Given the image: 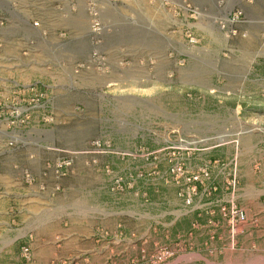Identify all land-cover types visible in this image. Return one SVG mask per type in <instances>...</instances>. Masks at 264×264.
Wrapping results in <instances>:
<instances>
[{"label":"rangeland","instance_id":"obj_1","mask_svg":"<svg viewBox=\"0 0 264 264\" xmlns=\"http://www.w3.org/2000/svg\"><path fill=\"white\" fill-rule=\"evenodd\" d=\"M221 1L97 0L104 30L96 35L90 30L88 0H0V79L16 72L40 79L44 84L39 83L37 90L50 98L41 102L38 93L31 98L44 104L40 123L45 125L41 130L29 128L33 125L30 115L22 139L46 148L45 167L40 174L35 165L22 167L11 188L0 185V236L15 238L0 243V264H81L71 257L59 261L42 260L39 255L35 260L32 255L29 260L22 258L21 246L26 243L31 249L34 238L31 234L20 238L24 209L42 212L49 207L48 197L31 195L28 198L33 200L22 204L9 195L29 187L21 179L24 170L35 175L38 185H43L40 190H46L51 182L47 167L68 155L79 168L93 158L104 162L99 170L104 176L98 180L103 187L92 193L90 201L95 209L107 206L126 211L120 218L111 216L112 222L120 224L112 228V234L126 233L141 242L139 254L128 258L112 254L104 264H264V227L252 226L264 206V174L254 172L256 163L264 161V0ZM231 9H240L244 15L242 22L232 25L236 35H228L229 28L218 22ZM189 34L197 43H189ZM244 34L245 39H236ZM236 49L253 52L248 58ZM243 57L250 61L249 70L244 71L250 84L244 86L228 66ZM180 67L210 73L194 76L200 87L192 88L186 82L194 78L181 76ZM221 69L226 73H218ZM218 80L234 86L223 88ZM216 95L229 98L218 102ZM241 96L245 99L239 102ZM31 105L32 101L27 104ZM1 127L0 140L6 141L12 135ZM96 139L109 141L117 153L85 152ZM230 140L244 141L241 158L250 172L245 183L250 184V197L239 196L245 184L238 180V173L234 181L229 175L235 170L234 161L230 162L235 143ZM175 159L184 162L189 172L200 167L210 171V179L198 188L190 205L178 195L187 185L169 172ZM70 172L63 180L54 178L60 183L54 189L59 206L64 205V196H71L68 189L74 176ZM138 172L143 173L141 178H136ZM114 176L124 180L121 192L112 190ZM80 184L83 189L93 188L92 179L84 178ZM255 190L261 197H254ZM231 198L241 209L250 208V246L240 247L232 262H222L213 228L206 225L216 215L214 208L227 224L220 207ZM205 203L207 213L201 210ZM207 232L212 243L204 237Z\"/></svg>","mask_w":264,"mask_h":264},{"label":"crops","instance_id":"obj_2","mask_svg":"<svg viewBox=\"0 0 264 264\" xmlns=\"http://www.w3.org/2000/svg\"><path fill=\"white\" fill-rule=\"evenodd\" d=\"M245 38V34L243 35V37H236V39ZM236 52H238L241 56L247 55V57L249 58V53H252L253 50L246 49L245 52H242L241 49H236ZM247 57H243L240 59L238 58L232 63L230 62L228 65L234 70V73H232L231 75L235 77L236 80L240 81L239 84L242 86H244L245 84H250V77L248 76V72L244 74L245 70H249L248 64H250V61ZM58 65L61 71H65L62 64ZM252 68L255 69L256 67L253 65ZM180 70H183L181 76L184 77L186 74H190L191 76L189 78H194V76H196L197 74L199 75L203 72L207 74L210 73L209 70L203 71L202 69L197 68H193L192 70L188 69V71L185 67H180ZM218 73L224 74L226 72L221 69V72ZM28 75H31V73H28ZM180 79L181 77H178V81L185 85V81ZM194 79H188V82H186L188 83V87L194 88L200 85L198 84V82H196L198 80ZM218 82L221 81L218 80ZM39 83H41V85L44 84L40 79H30L22 73L19 74V72H16L14 74L12 73V76L0 79V115H3L1 128H3L2 130L7 134L12 135L6 141L0 140V185L5 186V184H7V188H11L12 183H15L14 181L20 178V171L22 167L32 168V165H35L36 172L40 174L41 170L45 167V164L48 160L44 155V150L46 148L42 144L22 141L23 136L27 135L26 128L29 129L37 127L38 130H41L40 126L45 125L40 123V119L44 120V104L40 105L38 102H36V105H34L32 108L30 107L31 112L29 111V117L30 115H33V118L31 120L33 125H31L30 127V119H28L27 124L19 127L9 128L4 124V120L9 117V112L12 106L18 105L23 111L24 109L29 108L27 104L32 101V97L34 98L37 97L38 94H41V91L37 90ZM220 86L223 88H228V86L233 87L234 85L233 82L223 81L220 83ZM41 95L42 96H40L39 99L41 100V102L42 100L46 102L50 99L46 94L42 93ZM215 97L217 98L218 102L228 100L229 98L228 95L227 97L220 95H216ZM244 99V96H241L237 100L239 102H242L244 101ZM246 138H248L247 140L250 142V134ZM9 140L14 141L12 146L8 145ZM252 140L254 139L252 138ZM228 142L235 143L234 155L231 158L230 162L234 161V168L233 164L232 168L235 169V171H237L238 169V171L236 172L238 173V180L245 184L246 182L250 181V172L244 169V162L241 158V155L243 153L244 141L241 140L240 142L237 140H230ZM186 143L187 142H185V144ZM257 143L258 141H256L255 144ZM220 145L221 144L218 143L207 148H214ZM184 148L187 149L186 147ZM215 161L216 160H214V162ZM103 164L104 162H102L101 160H99L98 163L96 162L91 164H89V161L86 160L84 162V165L87 166H85V168H79L75 166L73 161L70 176H74V183L71 184L70 188L68 189V191H71L70 198L68 196L63 197L64 205H58L59 200L57 199V197H55L56 191H54L55 188H53V186L56 185L59 189L60 183H55V177H53L51 174H48L47 177V179L51 182L50 185L46 186V190H40L37 186L33 188L26 187L23 188L24 193H20V191L16 192L14 190L12 194H9L13 201L22 200V204H26V202L33 200L31 198H28L31 195H36L40 198L48 197L47 201L49 207L44 211L41 212L29 208L28 211L27 209H24L26 210V212L24 210L18 212L23 213L24 211L23 224L20 228H18V230H22L20 238H26V235L29 234L33 235L34 237L31 243V255L34 260L39 255L42 256V258L40 259L46 261H59L67 257H71L73 258V260L81 264H95L99 262H102L104 264L105 262L110 260L112 254L125 256L126 258L132 255L139 254V251H141V242L138 240V237L135 239L128 238L127 234H123L122 232H120L119 234L120 237L112 234V228L115 226H120V224H117V222H112L111 216L115 215L116 217L120 218V215L122 216L126 213V211H113L110 207L107 206L97 207V209H95V205L90 201L92 193L97 191L96 189H101L103 187L99 186V181H101L100 178L101 176H104V173H99V170L103 169ZM255 168V173L264 174L262 173V171H264V161L256 163ZM45 178L46 177H43L42 179ZM64 178L58 180H63ZM84 178H86L88 181H91L92 179V189H83L81 187L80 182ZM244 187V190L239 193V196L244 195L250 197V184H245ZM255 191L256 192L254 193V197H261L262 194L257 190ZM204 205L205 206L201 210H205V212L207 213L209 207L207 203H205ZM8 210L10 211L12 210V208H9ZM64 210L70 211L63 212ZM9 211L6 210L8 217H10ZM212 212H214V214L216 215L213 216V221H209V224L206 226L213 228L211 232L213 231L214 233V245L218 247L216 248L218 249V251L216 252H218V254L220 255V260L222 262H232L234 260L233 256L238 254V252L240 251V247L250 246V208L248 206L244 208V212L247 216V221L239 225L237 233L233 237L230 235L231 232L228 227L229 225H227L223 220L221 221V217L219 213L215 211V208ZM68 213H70V217L67 216ZM1 214H3L2 210H0V215ZM135 214L138 213L135 212ZM43 215L45 216V221L42 220L44 218ZM257 215L258 216L253 219L254 224L252 223V226L259 227L260 225L264 227V206H260ZM63 218H65L66 220H63ZM52 219L55 220L53 221L54 224H52ZM56 219L58 221L57 223ZM2 222L3 221H1V223ZM253 231L254 229L251 230V232ZM208 232L204 237L207 242L209 241L210 243H212V240H209L208 238ZM189 238L193 239L194 237L192 236V234H189ZM13 239L15 238H5L3 235H1L0 243H8ZM228 254L230 255V257L228 256Z\"/></svg>","mask_w":264,"mask_h":264},{"label":"built area","instance_id":"obj_3","mask_svg":"<svg viewBox=\"0 0 264 264\" xmlns=\"http://www.w3.org/2000/svg\"><path fill=\"white\" fill-rule=\"evenodd\" d=\"M223 1V0H222ZM221 1V2H222ZM87 12L90 21V30L93 34L100 35L104 30V25L102 23L101 13L98 6L97 0H88L87 2ZM244 15L240 9H231L226 17L223 19H218L219 24L222 28H229L227 30L228 35H236L237 30L232 26L234 24L242 22ZM188 41L191 44L197 43V39L194 35H188ZM94 58L96 57V52L93 53ZM39 96H42L41 94ZM38 99H32L33 105L29 108L22 111L21 107L18 105L12 106L9 112V117L4 120L6 127H19L27 124L29 119L30 107L32 108L36 105ZM46 121L49 119L46 118ZM3 120H0V123ZM14 143L13 140L8 141V145L12 146ZM182 150L185 148H181ZM87 153H96V154H109L117 153L115 152L109 141L96 139L91 142L90 149L85 151ZM95 158L92 159L91 163H96ZM73 166V157L60 156L55 161H53L47 167L50 171V174L53 175L56 179H61L69 174ZM106 173L109 174L110 169L108 166H105ZM169 172L175 180L179 181L180 179L185 182L187 185L185 189H182L178 195L182 197L186 205H190L193 201L194 195L197 193L198 188L204 186V183L210 179V171L207 167H200L197 171L189 172L184 164V162H179L175 159L170 164ZM45 175V173H43ZM232 178V181L235 180L236 172L232 170V173L229 174ZM143 173L138 172L136 178H141ZM23 183L29 187L37 186V180L35 175L30 171L24 170L21 176ZM124 180L122 177H113L112 190L121 192L124 189ZM37 187L43 188V185H38ZM58 189V186L55 187ZM204 189V187H203ZM213 189H216L213 187ZM233 198L229 204L220 207V214L222 218L227 222L230 227L231 236L233 237L239 228V225L247 221L246 213L243 209L233 203ZM21 256L25 260H29L31 256V249L29 244H24L21 246Z\"/></svg>","mask_w":264,"mask_h":264}]
</instances>
